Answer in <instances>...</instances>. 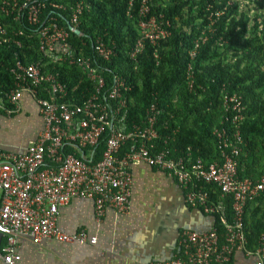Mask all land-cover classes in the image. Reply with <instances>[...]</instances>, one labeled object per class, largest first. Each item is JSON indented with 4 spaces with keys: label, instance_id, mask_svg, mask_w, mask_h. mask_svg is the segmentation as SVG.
Wrapping results in <instances>:
<instances>
[{
    "label": "built area",
    "instance_id": "obj_1",
    "mask_svg": "<svg viewBox=\"0 0 264 264\" xmlns=\"http://www.w3.org/2000/svg\"><path fill=\"white\" fill-rule=\"evenodd\" d=\"M128 1L127 16L131 18L137 0ZM225 1L224 10L238 2ZM261 1L253 0V3ZM89 10L86 0H74L71 5L49 0H0V50H19L8 67L14 86L5 97L0 95V111L9 117L15 116L20 112L24 95L28 94L43 120L37 140L27 149L0 148V262L16 264L21 259L18 242L22 239L35 245L45 240L96 244L97 238L84 230L74 234L63 232L58 225L60 209L74 199H85L94 202L98 218L108 209L126 212L131 204L132 167L143 163L175 180L184 190L187 204L202 209L206 215L225 216L224 201L227 197L233 201L231 222L223 220L225 234L221 235L215 225L204 232L185 231L180 240L183 259L153 264H231L239 251L255 258L256 264H264V235L253 252L247 249L244 230L249 203L264 195V176H239V157L244 148L240 126L245 119L240 96L224 97V110L231 117L227 115L225 121L233 127L214 131L219 140V161L208 164L202 158H193L190 151L174 156L169 137L162 139L157 128L163 113L157 104L146 110L141 123L129 127V100L125 93L131 87L118 76L108 86L98 63V60L109 61L115 55L114 48L102 36L92 42L91 55L70 44V34L80 30L81 16ZM62 11L67 14L60 15ZM150 12L151 0H141L137 26L140 37L129 53L134 62L148 43L156 47L169 36L157 19L149 17ZM222 13L210 10L209 25L194 41L189 53L191 60L210 40L209 34L216 30ZM28 28L36 29L37 51L41 55L38 60L21 51L25 47L23 39L29 38ZM86 46L82 42V48ZM3 57L0 54V65L6 64ZM64 64L76 67L83 74V81L76 89L81 90L85 80L94 92L87 95L81 91L79 101L69 100L68 87L57 70ZM186 79L192 88L191 65ZM157 140L162 141L161 149ZM101 143L106 148L95 161V152ZM66 146L74 152L65 153ZM205 184H214L220 189V201L210 197Z\"/></svg>",
    "mask_w": 264,
    "mask_h": 264
},
{
    "label": "trees",
    "instance_id": "obj_2",
    "mask_svg": "<svg viewBox=\"0 0 264 264\" xmlns=\"http://www.w3.org/2000/svg\"><path fill=\"white\" fill-rule=\"evenodd\" d=\"M49 1L64 5L74 2ZM86 1L90 10L81 16L79 26L83 36L71 33L69 42L86 55L92 54V42L97 36H102L114 48L115 55L109 61L98 60V63L108 86L118 76L131 87L125 93L129 100V127L141 123L146 110L155 103L163 109L157 125L160 137H169L173 155L181 156L190 151L193 158H202L210 164L220 160L215 129L233 127L231 122L225 121L228 114L224 110V97L238 95L245 106V119L240 126L244 148L239 157V176H264V0L256 3L238 0L226 10L225 0H151L149 17L157 19L158 25L169 36L156 47L148 43L137 62L130 59L129 53L140 37L137 26L141 0H137L131 18L127 16L128 0ZM209 9L223 13L216 23V30L209 34L210 40L191 60L189 53L194 48V41L209 25ZM65 14L60 12L62 16ZM28 29L29 38L23 39L25 47L21 51L38 60L41 55L37 51L36 29ZM82 42L87 46L82 48ZM16 53H19L18 49L0 50L6 63L0 65V86H3L0 95L3 97L14 86L8 67L13 64ZM189 65L194 71L192 88L188 87L186 79ZM57 70L68 87L69 100L76 98L79 101L81 91L87 95L94 92L93 86L85 80L81 90L76 89L83 81V74L76 67L64 64ZM157 143L161 149L162 141L157 140ZM105 148V143L97 147L95 161ZM64 152L72 153L74 149L66 146ZM203 186L212 199L221 200V191L216 185ZM224 203L225 216H211L221 235L226 232L223 220L231 222L233 217L232 198L227 197ZM244 230L247 249L255 252L264 235V195L249 203ZM180 247L183 259L184 251L182 245Z\"/></svg>",
    "mask_w": 264,
    "mask_h": 264
},
{
    "label": "crops",
    "instance_id": "obj_3",
    "mask_svg": "<svg viewBox=\"0 0 264 264\" xmlns=\"http://www.w3.org/2000/svg\"><path fill=\"white\" fill-rule=\"evenodd\" d=\"M42 129L38 107L25 94L15 116L0 111V148L25 150ZM131 171L132 196L126 212L108 209L98 218L94 202L85 199H74L59 211L63 232L84 230L97 238L96 244L45 240L35 245L22 239L16 264H153L181 259L183 233L207 231L214 218L188 205L184 190L164 172L143 163L134 164ZM231 264H256V260L239 251Z\"/></svg>",
    "mask_w": 264,
    "mask_h": 264
},
{
    "label": "water",
    "instance_id": "obj_4",
    "mask_svg": "<svg viewBox=\"0 0 264 264\" xmlns=\"http://www.w3.org/2000/svg\"><path fill=\"white\" fill-rule=\"evenodd\" d=\"M76 34H77V35H80V34H81V31H80V30H77V31H76Z\"/></svg>",
    "mask_w": 264,
    "mask_h": 264
}]
</instances>
